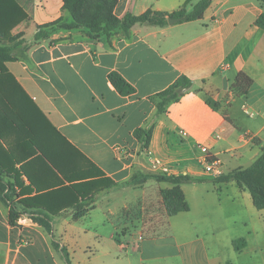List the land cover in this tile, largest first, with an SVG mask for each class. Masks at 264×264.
<instances>
[{
    "label": "crops",
    "instance_id": "1",
    "mask_svg": "<svg viewBox=\"0 0 264 264\" xmlns=\"http://www.w3.org/2000/svg\"><path fill=\"white\" fill-rule=\"evenodd\" d=\"M200 1L119 0L115 15ZM263 17L261 0H213L199 21L37 41L40 26L71 20L63 1L0 0V47L17 58L0 61V166L20 176L4 179L18 211L56 212L60 246L35 223L11 226L0 191V264H264V209L236 182L216 181L264 151ZM112 73L135 91L120 93ZM181 76L197 91L159 115L157 94ZM139 128H152L146 149ZM202 146L219 176L206 172ZM155 176L193 179L181 185L188 212L167 215L161 191L173 184Z\"/></svg>",
    "mask_w": 264,
    "mask_h": 264
},
{
    "label": "trees",
    "instance_id": "2",
    "mask_svg": "<svg viewBox=\"0 0 264 264\" xmlns=\"http://www.w3.org/2000/svg\"><path fill=\"white\" fill-rule=\"evenodd\" d=\"M64 3V9L71 16L70 21H66L64 18H60L55 22L43 25L39 27V30L35 36V39L42 40L49 37L50 34L58 30H75V29H85L93 37H98L100 35L110 36L114 31H122L125 35H129L130 30L135 25H150L157 27L167 26L169 18H182L183 22H193L202 20L205 16L207 9L210 7L213 0H201L198 2L191 11L186 8H181L180 10L173 12L171 14L147 11L140 16H134L131 13H127L122 18L115 15V8L119 0H62ZM191 1V0H189ZM264 3V0H261ZM259 24H262V20ZM14 24H11L10 28ZM0 34L2 31L0 30ZM17 58L13 54L12 50L7 47H0V61L9 62L15 61ZM112 83L120 91V93L128 95L133 93L135 90L129 86L125 80L117 73H112L110 76ZM246 80V76L241 74L238 78L237 84H243ZM197 91L195 90L194 83L186 76H181L178 80L171 85L168 89L157 94L156 96V106L158 114L166 113L169 105L178 102L185 94ZM211 106L212 103L207 101ZM216 108V106H214ZM135 137L142 144L143 148H147L150 140L152 138V128L144 129L139 128L135 131ZM13 176L14 178L20 177L17 171L7 172L4 167L0 166V177L3 176ZM159 182H169L173 184V188L168 190H162L161 196L163 199L165 211L168 216L173 217L183 212H188L190 207L186 200L185 194L181 188V185L186 182H190L193 179L189 176L180 177H161L155 176ZM4 180V179H3ZM219 183H229L236 182L239 187L244 190L249 191L253 198L254 206L258 210L264 209V151L261 157L250 167L244 169H237L228 174L221 175L216 178ZM4 181L0 179V191L3 195V200L10 206L9 211V222L10 225L17 226V221L19 218L25 214L18 211L17 207L11 204V199L8 196H4V192L12 193V185L4 184ZM70 189V188H69ZM66 189V190H69ZM12 190V191H11ZM80 194V192H79ZM39 203L40 200L35 201ZM29 210L35 206L33 203H28V201L21 202ZM76 208L82 206L75 205ZM48 213L42 212H31L29 215L36 225L43 227L47 233L51 236L52 244L55 250H59L60 246L55 240L53 233V225L51 215H55L56 212L51 211L48 206ZM84 213V208L80 209L76 217H80ZM65 258H68V253L62 250ZM70 264V261L68 262Z\"/></svg>",
    "mask_w": 264,
    "mask_h": 264
},
{
    "label": "built area",
    "instance_id": "3",
    "mask_svg": "<svg viewBox=\"0 0 264 264\" xmlns=\"http://www.w3.org/2000/svg\"><path fill=\"white\" fill-rule=\"evenodd\" d=\"M201 152H202L201 162L202 164H204L206 172L214 176H219L221 174L220 161L217 160L211 154L210 150L206 146L201 147ZM30 222L34 223L32 218L27 214L21 216L18 220L20 226H24L25 224H29ZM140 237L143 238V233H140Z\"/></svg>",
    "mask_w": 264,
    "mask_h": 264
},
{
    "label": "rangeland",
    "instance_id": "4",
    "mask_svg": "<svg viewBox=\"0 0 264 264\" xmlns=\"http://www.w3.org/2000/svg\"><path fill=\"white\" fill-rule=\"evenodd\" d=\"M11 40H14L13 38H11ZM20 43H22V41L20 42ZM0 179L2 180V181H4L3 179H5L4 178V176H3V179H2V176L0 177ZM4 184H6L5 182H3ZM4 196H8V197H10V199H11V204L13 203L14 204V201H15V192H7V191H5L4 192ZM80 206H82L83 208H84V205H80ZM82 207H80V208H76V210H77V212L80 210V209H82ZM52 218V217H51ZM57 230V232H55V235H56V239H58V237H59V231H60V233H61V231L62 230H60L59 228H57L56 229ZM27 241V240H26ZM90 248H87V250H86V253H88L89 255H91L92 256V252L93 251H95V248L93 247V246H89ZM126 250L124 251V250H120L119 251V254H118V256L119 257H121V258H124L125 256H126ZM103 262H100L99 264H102Z\"/></svg>",
    "mask_w": 264,
    "mask_h": 264
},
{
    "label": "water",
    "instance_id": "5",
    "mask_svg": "<svg viewBox=\"0 0 264 264\" xmlns=\"http://www.w3.org/2000/svg\"><path fill=\"white\" fill-rule=\"evenodd\" d=\"M181 21H183L182 18H169V19H168V23H169L170 25H173V24L178 23V22H181Z\"/></svg>",
    "mask_w": 264,
    "mask_h": 264
}]
</instances>
